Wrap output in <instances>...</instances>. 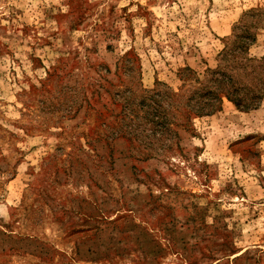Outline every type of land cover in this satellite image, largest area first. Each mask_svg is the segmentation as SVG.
Masks as SVG:
<instances>
[{"label": "rangeland", "instance_id": "obj_1", "mask_svg": "<svg viewBox=\"0 0 264 264\" xmlns=\"http://www.w3.org/2000/svg\"><path fill=\"white\" fill-rule=\"evenodd\" d=\"M0 264H264V0H0Z\"/></svg>", "mask_w": 264, "mask_h": 264}, {"label": "trees", "instance_id": "obj_2", "mask_svg": "<svg viewBox=\"0 0 264 264\" xmlns=\"http://www.w3.org/2000/svg\"><path fill=\"white\" fill-rule=\"evenodd\" d=\"M245 29H246L245 30L246 35L240 37L241 39H244V40H246L247 38H250L247 36L249 34L248 28H245ZM247 44H250V42L247 41V43H245V45H247ZM216 72L218 73V71H216ZM222 94H226L227 98L230 101H232L236 105V107L240 110L249 111V110L257 108V106L254 103L258 99V95L256 94V91H254V90L249 91V97H247V95L245 97H240V95H239L240 90L237 88H231L230 90H226V91H222L221 89H215L214 91H210L208 93V98H210L212 101H210L209 103H204L202 100H200L199 101L200 106L202 103H204V107H202L201 110H207L208 106H210V105L215 106V108H216L217 103H220L222 100V97H221ZM203 112H205V111H203ZM202 114H204V113H202Z\"/></svg>", "mask_w": 264, "mask_h": 264}]
</instances>
